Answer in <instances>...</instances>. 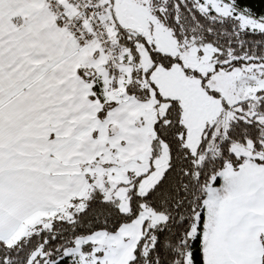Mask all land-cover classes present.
Segmentation results:
<instances>
[{
	"label": "snow or ice",
	"instance_id": "1",
	"mask_svg": "<svg viewBox=\"0 0 264 264\" xmlns=\"http://www.w3.org/2000/svg\"><path fill=\"white\" fill-rule=\"evenodd\" d=\"M0 264H264V0H0Z\"/></svg>",
	"mask_w": 264,
	"mask_h": 264
}]
</instances>
